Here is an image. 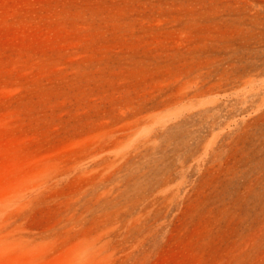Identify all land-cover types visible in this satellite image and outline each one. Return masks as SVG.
<instances>
[{
	"label": "rangeland",
	"instance_id": "1",
	"mask_svg": "<svg viewBox=\"0 0 264 264\" xmlns=\"http://www.w3.org/2000/svg\"><path fill=\"white\" fill-rule=\"evenodd\" d=\"M0 264H264V0H0Z\"/></svg>",
	"mask_w": 264,
	"mask_h": 264
}]
</instances>
